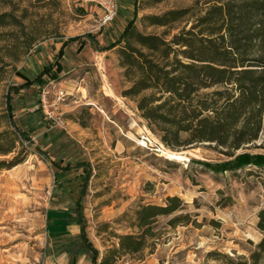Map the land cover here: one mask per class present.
<instances>
[{
	"label": "rangeland",
	"instance_id": "rangeland-1",
	"mask_svg": "<svg viewBox=\"0 0 264 264\" xmlns=\"http://www.w3.org/2000/svg\"><path fill=\"white\" fill-rule=\"evenodd\" d=\"M191 1L152 6L149 0H118L116 18L103 25L102 10L91 0H0V14L12 13L23 23L0 30V110L10 94L15 124L29 135L21 141L27 148L23 162L0 171V264L46 263L47 212L55 204L81 211L101 260L119 246L118 236L138 231L132 224L141 206H165L173 196L185 207L157 218L152 253L126 255L116 264H225L226 258L250 259L257 250L264 238L258 228L263 141L233 156L209 143L165 146L135 101L122 96L131 84L109 49L132 19L139 31L162 35L166 28L146 18ZM73 37L80 39L58 56L55 44ZM46 66L52 68L46 85L14 90L25 82L16 72L34 79ZM45 88L59 124L45 119L40 101ZM59 88L66 92L60 101ZM163 150L183 153L188 161L166 159ZM175 216H188L189 223L171 226Z\"/></svg>",
	"mask_w": 264,
	"mask_h": 264
},
{
	"label": "trees",
	"instance_id": "trees-1",
	"mask_svg": "<svg viewBox=\"0 0 264 264\" xmlns=\"http://www.w3.org/2000/svg\"><path fill=\"white\" fill-rule=\"evenodd\" d=\"M164 1L149 0V4ZM146 20L166 30L162 35L145 34L132 19L109 49L116 48L124 77L131 84L122 96L135 101L141 117L160 134L164 145L185 149L209 143L233 156L260 140L264 143V0H192L187 7ZM20 26L23 23L12 13L0 14V30ZM79 39L63 41L58 56L63 57L69 42ZM51 69L46 66L34 79L16 72L25 82L14 90L19 93L36 84L46 85ZM13 114V98L8 94L6 109L0 110V156L15 155L0 160V171L21 164L27 154L21 141H29V135L17 127ZM88 178H84L86 183ZM184 207L177 196L168 197L165 206H141L132 224L138 231L118 236L119 246L109 249L101 260L80 216L82 238L93 264H116L126 255L152 253L157 218L172 216ZM182 223L188 224L189 217L170 220L171 226ZM258 228L264 233V209ZM263 257L264 238L250 259L226 258L225 264H260Z\"/></svg>",
	"mask_w": 264,
	"mask_h": 264
},
{
	"label": "crops",
	"instance_id": "crops-1",
	"mask_svg": "<svg viewBox=\"0 0 264 264\" xmlns=\"http://www.w3.org/2000/svg\"><path fill=\"white\" fill-rule=\"evenodd\" d=\"M60 46L63 47V42L55 44L59 51ZM80 216L82 213L76 207L62 208L56 204L47 212L49 253L45 264H93L91 252L82 238Z\"/></svg>",
	"mask_w": 264,
	"mask_h": 264
},
{
	"label": "built area",
	"instance_id": "built-area-1",
	"mask_svg": "<svg viewBox=\"0 0 264 264\" xmlns=\"http://www.w3.org/2000/svg\"><path fill=\"white\" fill-rule=\"evenodd\" d=\"M91 1L95 2L98 5V7L102 10L101 20L103 25H107L114 21L118 13V0H91ZM52 85L54 86V88H57V84L53 83ZM56 93H57V99L59 101L63 100V98H65L66 96L65 90L61 88H59ZM49 98H50V90L46 88L43 89L40 95V101H41V107L45 114V119L47 121H50L51 123L59 124L55 111L52 108L54 107V105L50 103ZM43 264H45V262Z\"/></svg>",
	"mask_w": 264,
	"mask_h": 264
},
{
	"label": "bare ground",
	"instance_id": "bare-ground-1",
	"mask_svg": "<svg viewBox=\"0 0 264 264\" xmlns=\"http://www.w3.org/2000/svg\"><path fill=\"white\" fill-rule=\"evenodd\" d=\"M144 145V144H142ZM163 153V157H165L166 159H169V160H173V161H178V162H187L188 161V158L182 153H175V152H171V151H168V150H163L162 151Z\"/></svg>",
	"mask_w": 264,
	"mask_h": 264
}]
</instances>
